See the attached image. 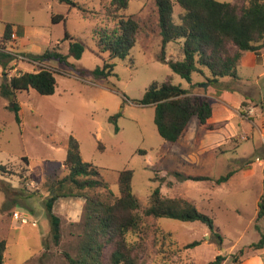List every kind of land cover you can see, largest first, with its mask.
I'll return each instance as SVG.
<instances>
[{"label":"rangeland","instance_id":"rangeland-1","mask_svg":"<svg viewBox=\"0 0 264 264\" xmlns=\"http://www.w3.org/2000/svg\"><path fill=\"white\" fill-rule=\"evenodd\" d=\"M4 1L0 0V14L10 15L14 10L11 19L34 25L42 33L39 38L25 41V47H21L24 53L30 42L42 44L43 39L50 38L61 42L44 46L43 52L56 50L65 56L63 60L37 63L15 58L12 69H2L3 76L9 79L46 68L55 73L57 81L51 96H42L33 89L17 93L21 123L12 109L13 101L0 91V237L7 242L5 264H69L66 254L77 256L85 201L69 198L56 203L54 213L62 223L61 239L55 245L45 211L47 193L43 190L48 175L59 172L64 176L71 136L80 144L83 161L98 169L116 197L120 196L119 173L133 172L132 187L140 204L136 211L140 220L127 239L139 264H211L220 254L228 257L224 264H233L234 260L241 261L257 252L248 248L260 240L255 224L258 204L264 196V76L262 93L258 90L253 94L254 101L245 105L242 102L240 114L223 123L222 128L216 126L210 131L194 117L185 136L169 143L157 131L155 108L137 104L146 89L153 82L170 81L202 94L210 84L207 78L194 73L192 86L168 64L158 61L163 43L156 0H129L127 9L117 13L116 16L136 20L140 31L129 55L110 61L114 70L107 78L97 76L95 70L109 59V54L99 48L96 32L110 31L117 23L115 16L107 14L109 0H74L78 7L53 1L43 11L35 8V3L44 0H31L30 10L26 8L27 0H15L13 7L11 1ZM171 1L178 23L183 9L176 0ZM237 2L243 4L242 0ZM53 14L63 15L65 21L54 25ZM66 32L85 44L81 59L75 58L69 51V42L63 41ZM6 46L9 44L0 38V48ZM182 46L183 40L168 44V60H183ZM238 70L241 76L254 81L263 69L240 66ZM205 73L209 75L208 70ZM214 102L210 99L209 103ZM226 116L228 113H219L215 108V121ZM233 129L237 134L227 142ZM229 171H235L234 176L220 186L212 181L184 179H217ZM158 187L164 198H183L211 217L224 238L223 245L215 244L210 228L202 222L145 216L151 195ZM16 213L27 215L29 223L16 220ZM259 225L264 231V218ZM193 243L199 244L188 247ZM114 249L113 245L106 246L105 264ZM241 250H245L243 255ZM254 264L262 262L256 260Z\"/></svg>","mask_w":264,"mask_h":264},{"label":"trees","instance_id":"trees-1","mask_svg":"<svg viewBox=\"0 0 264 264\" xmlns=\"http://www.w3.org/2000/svg\"><path fill=\"white\" fill-rule=\"evenodd\" d=\"M56 1L78 7L74 0ZM109 1L107 14L116 17V26L107 32H96L99 48L109 54V59L104 62L103 67L95 70V74L105 78L113 75L114 64L110 61L116 58L125 59L135 46L140 31L139 23L132 17L116 16L127 9L129 0ZM237 1L221 3L216 0H176L183 9L177 23L173 15V2L156 0L158 26L163 43L158 61L168 64L176 75L190 84L193 83L194 73L207 78L210 85H217L224 78L238 80V68L243 55L246 52L260 53L264 50V0H242V5ZM64 21L63 15H52L54 25ZM12 35V25L7 24L2 42H10ZM180 40H183L184 59L168 60L165 47ZM63 41H68L70 53L81 59L86 49L85 44L67 32ZM232 47L234 51L231 50ZM4 48H0V66L5 71L12 69L15 56L3 50ZM64 58L56 50H47L36 61ZM206 70L209 75H206ZM56 87L55 73L42 68L36 72H25L6 78L0 85V91L3 97L13 101L12 109L17 121L21 123L17 93L33 89L42 96H51L55 94ZM249 101L254 100H246L244 105ZM137 104L155 108L154 122L157 131L169 143H176L186 134L194 117L202 125H206L213 114L207 99L191 95L189 90L173 85L170 81L153 82ZM64 169V176H60L59 172L48 175L43 182V190L47 193L45 211L51 222V235L55 245L61 239L62 223L61 218L54 213L56 203L60 199L69 198L85 201L78 254L76 257L66 254L69 264H105L104 251L107 245L115 247L108 264H139V257L134 254L127 239V235L139 226L140 220L136 214L140 204L132 187L133 172L124 170L119 173L120 196L116 197L98 169L83 161L80 144L73 136L68 141ZM234 174L235 171H229L217 179L204 176H188L184 179L212 181L220 186L228 182ZM258 207L255 229L260 234V240L248 248L254 251L264 249V231L259 225L264 218V196L261 197ZM144 215L154 219L202 222L210 228L215 244L218 247L223 245L224 238L211 217L183 198H164L159 187L153 191L150 206L145 209ZM198 244L193 243L188 247ZM6 250L7 242L0 237V264H5ZM244 253L245 250L240 251L241 255ZM226 259V256L220 254L211 264H223Z\"/></svg>","mask_w":264,"mask_h":264},{"label":"crops","instance_id":"crops-1","mask_svg":"<svg viewBox=\"0 0 264 264\" xmlns=\"http://www.w3.org/2000/svg\"><path fill=\"white\" fill-rule=\"evenodd\" d=\"M6 1H11L10 4L13 7V2L15 0H5L4 2ZM53 1L56 0H44L43 3L40 4L35 3V8L43 11L46 8H49L50 5L53 4ZM2 5L4 6V3ZM31 6H32L31 0H27L26 8L30 10ZM0 8L2 9V7ZM13 12L10 15H5V16L2 15V13L0 14V38L3 37L7 24L12 25V29H13L12 39L10 42H8L9 46H6L3 50L10 52L12 54L23 55L28 58L27 61H32L33 63L35 62L37 63L36 59L44 53L43 52L44 46L46 48H49L54 44H60L61 41L59 39L52 41L50 38H47L46 40L43 39L42 44L40 42L36 44L35 42L31 43L29 41L30 45H28L29 46L28 52L24 53L21 50V47H25L26 45L25 41L30 40L31 38H39L41 37L42 33L39 30H36L34 25L32 26L24 25L22 23L16 22L13 19H11L14 18L15 12L14 13ZM39 41H41V38ZM52 62L53 61H49V63ZM240 66H242V68H250V69L260 68L263 70L261 75L257 77L256 80L254 81L246 79L247 77L241 76L238 70V75H239L238 80H233L231 78H224L220 81L219 84L210 85V87L207 90L205 89L202 94L199 93L197 90L190 91L191 95L204 97L209 102L210 99L215 101L213 103L215 105L210 103L213 109V114L206 124L207 128H212L210 129V131L214 130L213 128H216V126H218L219 129L222 128V126L224 125L223 123L227 122V120L228 121L231 120L235 114L239 115L240 114L239 108L241 107L242 102L246 100H254V96H253L254 92H257L259 90L260 91L259 94L262 93L263 86L261 85V77L264 76V50L261 51L260 53L246 52L241 59ZM3 81H6V77L3 76L2 67L0 66V85L3 83ZM200 87H204V85H201ZM209 91H212L215 94H213V96H210L211 94L209 93ZM215 108H217V111L219 113H228V116H226L224 119L220 118V120H222L220 122L215 121L217 120L215 117ZM233 130L231 132V135L226 139L227 142L231 140L230 138H232L237 134L236 129ZM263 255H264V249L257 251L252 255H246L245 256L246 258L244 257L241 261L238 260L233 264H254L256 260L261 261L262 264H264ZM226 258L228 259V257Z\"/></svg>","mask_w":264,"mask_h":264},{"label":"built area","instance_id":"built-area-1","mask_svg":"<svg viewBox=\"0 0 264 264\" xmlns=\"http://www.w3.org/2000/svg\"><path fill=\"white\" fill-rule=\"evenodd\" d=\"M13 55L15 56V58H17L20 61H27L28 60V58L23 56V55H20V54H13ZM15 218H16V220H20L22 224H28L29 223V219H28L27 215L16 213ZM35 225H36V223L34 222L33 226H35Z\"/></svg>","mask_w":264,"mask_h":264}]
</instances>
